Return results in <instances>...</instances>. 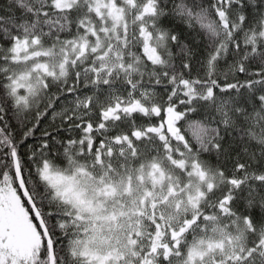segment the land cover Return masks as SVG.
Masks as SVG:
<instances>
[{
    "label": "snow or ice",
    "instance_id": "obj_1",
    "mask_svg": "<svg viewBox=\"0 0 264 264\" xmlns=\"http://www.w3.org/2000/svg\"><path fill=\"white\" fill-rule=\"evenodd\" d=\"M0 264H264V0H0Z\"/></svg>",
    "mask_w": 264,
    "mask_h": 264
}]
</instances>
